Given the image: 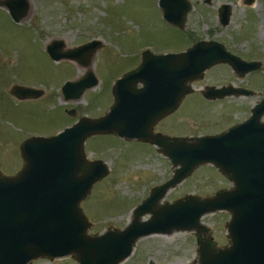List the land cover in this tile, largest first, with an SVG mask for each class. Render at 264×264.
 I'll return each mask as SVG.
<instances>
[{"label":"water","instance_id":"95a60500","mask_svg":"<svg viewBox=\"0 0 264 264\" xmlns=\"http://www.w3.org/2000/svg\"><path fill=\"white\" fill-rule=\"evenodd\" d=\"M252 5L253 0H244ZM163 20L182 30L191 10L188 0H159ZM13 22L26 15L25 0H0ZM230 20V6L218 10L220 26ZM63 42L52 41L45 48L54 61L73 60L88 67L101 48L92 41L63 52ZM217 64H227L236 77L261 68L227 52L217 42H199L184 52L155 55L144 51L136 68L112 87L113 103L96 119L78 118L70 127L49 137L33 136L20 148L22 166L12 176L0 171V264H29L46 258L70 256L77 264H119L128 258L135 242L153 234L193 232L196 264H264V97L250 116L226 132L198 138H173L153 133L159 120L178 109L193 92L191 83ZM97 84L93 73L66 83L64 101H75ZM140 85V87H138ZM9 93L16 99L38 98L40 90L14 85ZM210 100L248 96L252 92L205 87ZM249 95V96H250ZM69 117L76 111L65 110ZM114 135L156 146L174 168L171 178L151 189L122 230L109 228L102 235H88L90 226L80 207L92 186L106 177L108 169L99 160L88 161L84 153L87 138ZM201 165H212L232 188L212 197L186 195L172 204L160 201L169 189L189 177ZM228 212V245L217 247L209 229L200 220L216 212ZM149 215L147 220L142 217Z\"/></svg>","mask_w":264,"mask_h":264},{"label":"rangeland","instance_id":"374dc122","mask_svg":"<svg viewBox=\"0 0 264 264\" xmlns=\"http://www.w3.org/2000/svg\"><path fill=\"white\" fill-rule=\"evenodd\" d=\"M26 15L15 23L0 7V171L14 175L22 166L19 148L32 136L48 137L73 125L80 117L104 116L113 103L112 87L124 74L136 68L141 53L183 52L199 39L219 42L241 60L261 63V68L236 77L227 64L208 69L202 79L191 83L193 93L185 97L172 116L161 121L156 131L177 138L214 136L244 122L252 107L264 97V0H188L191 10L182 30L164 22L158 0H25ZM230 6L229 24L221 27L217 12ZM52 41L63 42V52L88 42H99L88 67L73 60L54 61L45 51ZM84 71H83V70ZM90 70L97 84L75 101H63L61 90L68 82ZM83 71V72H81ZM42 91L32 99H16L12 86ZM252 92L215 102L201 95L205 87ZM140 87V85H138ZM250 95V96H249ZM209 100V101H206ZM74 109L75 117L65 110ZM165 117V118H166ZM264 122V116L262 117ZM183 136V137H181ZM172 137V136H171ZM88 161H101L108 169L96 182L80 207L90 226L88 235H102L109 228L122 230L151 189L173 175L169 160L155 147L126 141L114 135L86 139ZM232 184L212 165H201L169 189L161 204H172L186 195L212 197ZM149 215L142 217L147 220ZM228 212L202 216L217 247L228 245ZM152 236V237H151ZM193 232L173 231L139 238L128 258L119 264H196ZM29 264H77L70 256Z\"/></svg>","mask_w":264,"mask_h":264},{"label":"flooded vegetation","instance_id":"af4514ba","mask_svg":"<svg viewBox=\"0 0 264 264\" xmlns=\"http://www.w3.org/2000/svg\"><path fill=\"white\" fill-rule=\"evenodd\" d=\"M217 18H218V12H217ZM222 27V26H221ZM210 41H212V39H208V40H201V39H199L198 41H196L193 45H195L196 43H199V42H210ZM192 45V46H193ZM191 47V46H190ZM189 48V47H188ZM187 48V49H188ZM201 95H202V93H201ZM184 101V100H183ZM206 101H209V100H206ZM215 101H219V100H211V101H209V102H215ZM182 104V103H181ZM180 107V106H179ZM170 116H172V115H170ZM170 116H168V117H170ZM168 117H166V118H163V119H161V120H159L157 123H155L154 124V126H153V132L154 133H161V134H164V135H167V136H172V137H178V136H176V135H168V134H166V133H164V132H161V131H156L155 130V127L161 122V121H163V120H165V119H167ZM181 137H183V136H181ZM186 138V137H185ZM192 138V137H191ZM193 138H196V137H193ZM142 143V142H141ZM143 144H145V145H148V146H152V147H155V146H153V145H151V144H149V143H143Z\"/></svg>","mask_w":264,"mask_h":264},{"label":"bare ground","instance_id":"6f19581e","mask_svg":"<svg viewBox=\"0 0 264 264\" xmlns=\"http://www.w3.org/2000/svg\"><path fill=\"white\" fill-rule=\"evenodd\" d=\"M83 70V69H82ZM84 71V70H83ZM83 71H81V72H83ZM152 237V236H151Z\"/></svg>","mask_w":264,"mask_h":264}]
</instances>
